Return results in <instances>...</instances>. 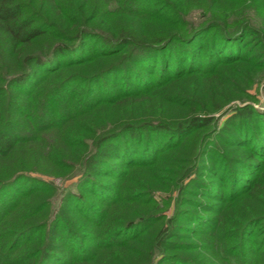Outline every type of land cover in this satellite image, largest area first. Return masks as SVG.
<instances>
[{
    "label": "rangeland",
    "instance_id": "obj_1",
    "mask_svg": "<svg viewBox=\"0 0 264 264\" xmlns=\"http://www.w3.org/2000/svg\"><path fill=\"white\" fill-rule=\"evenodd\" d=\"M140 1L13 0L41 28L39 53L57 44L55 17L82 20L66 51L82 44L85 58L33 70L22 89L29 68L0 38V124L14 114L0 264H264V198L241 199L264 175V0ZM241 28L253 63L210 80L224 59L212 46ZM120 34L160 44L146 61L133 47L109 55L106 38ZM185 113L203 126L175 134Z\"/></svg>",
    "mask_w": 264,
    "mask_h": 264
},
{
    "label": "trees",
    "instance_id": "obj_2",
    "mask_svg": "<svg viewBox=\"0 0 264 264\" xmlns=\"http://www.w3.org/2000/svg\"><path fill=\"white\" fill-rule=\"evenodd\" d=\"M262 0H256V2L261 3ZM146 2V0H141L137 5ZM13 0H0V38L3 40L4 46L7 48L9 51L8 53L11 54L12 61L14 64V67L17 68H29V73H27L26 76L21 77L20 79H17L15 81V84H19L22 89H26V87L32 82L33 74L32 71H37L40 70L41 72H49L53 73L55 72L58 68L51 69L50 71L48 70V66H53L58 58L62 56H66L69 53H73V58L75 60H80L82 61L85 57V47L80 46V48L76 49L75 51H66V45L78 41L80 42L83 40L84 36V31L83 29L78 30L75 26H77L76 23L82 22V20L73 21L74 24L73 26L69 27V25H63L62 22L59 21L58 18H54L56 22V27L55 30L58 32L56 35L53 36L54 40L57 41V44H55V47L51 49V51L44 53L43 51L39 53L35 48H33V45L37 38L41 36V28H34L32 27V21L29 19H22V13H21V8L19 5H13ZM129 7L131 8L132 6H137L130 4L129 2ZM165 10V9H164ZM166 14H169L166 11ZM160 19L158 23H161ZM72 21V22H73ZM90 22V21H87ZM166 22V21H165ZM85 23V22H84ZM83 23V25H84ZM171 25V24H169ZM80 27V26H79ZM73 28L78 32V33H72ZM215 27L213 25H208L204 30L208 32H214ZM204 30H199L196 31L197 34L194 38H197V36L200 34L198 32H202ZM228 31L223 32L224 34H221V42H219L218 49H215L214 45L212 46V54L210 55L211 60H215V56H223L224 59L219 62V66L216 70H214L213 73H211V76L208 78H215V79H210V80H217L219 77H221L220 71L223 68H229L230 66L234 65H246L247 63H253L251 57H246L245 59H242L243 57V49H241L240 44H237V40L242 36L249 33L245 28H241L239 31L235 33H226ZM43 33V32H42ZM227 35H231L227 37ZM200 36V35H199ZM198 36V37H199ZM93 38L95 36L93 35ZM162 42V41H161ZM82 43V42H81ZM150 44H160V41H152L146 36H141L138 39H132L129 36H124L122 34L120 35H115V36H109L106 38V43L105 47L110 50L109 55H115L128 47H133L136 49H139L143 53L139 55L138 57H135L137 60H149V55L147 51H151L152 49L155 48V46H150ZM201 49V48H199ZM74 50V49H73ZM114 50V51H113ZM145 52V53H144ZM225 56V57H224ZM46 57H49L46 59ZM76 61V62H80ZM156 62V61H154ZM196 62V60L194 61ZM193 62V63H194ZM150 63V61H149ZM210 65V64H209ZM148 66H151L150 64ZM155 66V65H154ZM31 68V69H30ZM180 72H177L174 74V77L178 76V78L181 76L179 74ZM220 74V75H219ZM173 77V78H174ZM197 113H185L180 119L181 121L177 123L176 125V130L175 134H180V133H185L184 131L188 128H201L203 125H195L196 122H199V118H190V116L196 115ZM14 114L10 113V117L7 116L9 120L3 121L2 125L0 124V151H6L9 150L11 142L13 141L14 137V130L13 127L11 126V119L13 118ZM250 116V114H247ZM262 128L264 131V118L262 119ZM12 127V128H11ZM176 137V136H175ZM261 147L264 148V143H261ZM90 161V160H89ZM88 161V162H89ZM91 163V161L89 162ZM260 167L264 169V161L260 163ZM258 193V194H257ZM257 195H262L261 197L264 198V175L257 179L256 182L248 184V187L245 189V192L242 196L241 199L243 200H250V199H255ZM263 204V203H260ZM258 217H252L250 218L249 222L247 224L253 225L257 224L258 222ZM181 262H185L181 260ZM187 263V261H186ZM188 264V263H187Z\"/></svg>",
    "mask_w": 264,
    "mask_h": 264
}]
</instances>
